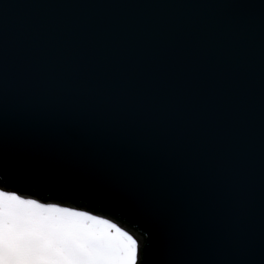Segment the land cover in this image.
<instances>
[{"label": "snow or ice", "instance_id": "obj_1", "mask_svg": "<svg viewBox=\"0 0 264 264\" xmlns=\"http://www.w3.org/2000/svg\"><path fill=\"white\" fill-rule=\"evenodd\" d=\"M99 6V5H90ZM0 11V169L43 180L72 172L118 192L147 223L143 243L110 219L0 188V264H264V13L228 33L258 32L260 218L246 233L227 207L228 150L214 93L187 69L160 67L122 30L38 35L22 76ZM240 7V5H227ZM135 55L134 59L130 56ZM230 242L217 255L201 249Z\"/></svg>", "mask_w": 264, "mask_h": 264}, {"label": "water", "instance_id": "obj_2", "mask_svg": "<svg viewBox=\"0 0 264 264\" xmlns=\"http://www.w3.org/2000/svg\"><path fill=\"white\" fill-rule=\"evenodd\" d=\"M99 5V6H90ZM240 5V7H227ZM7 13L10 65L22 76L34 49V40L53 29L122 30L139 38L160 67L187 69L201 86L202 95L214 93L212 109L228 141L222 180L230 208L246 233L258 237L260 218V51L258 32L239 41L227 31L237 16L258 21L264 0H0ZM135 55L130 56L134 59ZM0 188L23 195L35 191L44 203L107 211L104 216L138 238L147 239L143 216L122 211L119 193L94 177L72 172L43 180L28 179L23 169H0ZM49 196L67 203L46 202ZM217 255L232 251L230 242L211 249Z\"/></svg>", "mask_w": 264, "mask_h": 264}, {"label": "trees", "instance_id": "obj_3", "mask_svg": "<svg viewBox=\"0 0 264 264\" xmlns=\"http://www.w3.org/2000/svg\"><path fill=\"white\" fill-rule=\"evenodd\" d=\"M24 196H33V197H38V194L33 191V190H30L29 192L27 193H23ZM46 202H53V201H59L61 204H66L68 201L66 198L62 197V198H57V197H54V196H49L46 200ZM78 208L80 209H83V208H86L87 210H91L93 211L95 214H101V215H104V216H111L112 218H115L117 219V221H120L122 223V225L125 226V222H123L121 219L119 218H116L114 217V215H112L111 213L107 212V211H101L100 209H96V208H91L88 204H86L85 202L83 201H80L78 203L75 204Z\"/></svg>", "mask_w": 264, "mask_h": 264}]
</instances>
